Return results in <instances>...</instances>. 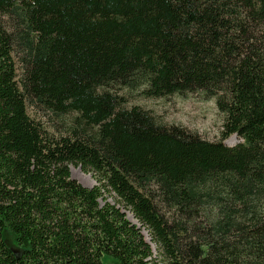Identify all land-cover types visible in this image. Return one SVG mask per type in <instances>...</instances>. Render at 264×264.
Listing matches in <instances>:
<instances>
[{
    "label": "trees",
    "instance_id": "16d2710c",
    "mask_svg": "<svg viewBox=\"0 0 264 264\" xmlns=\"http://www.w3.org/2000/svg\"><path fill=\"white\" fill-rule=\"evenodd\" d=\"M123 89L214 99L220 138ZM103 255L264 264V0H0V264Z\"/></svg>",
    "mask_w": 264,
    "mask_h": 264
},
{
    "label": "rangeland",
    "instance_id": "374dc122",
    "mask_svg": "<svg viewBox=\"0 0 264 264\" xmlns=\"http://www.w3.org/2000/svg\"><path fill=\"white\" fill-rule=\"evenodd\" d=\"M119 93L125 95L129 105H138L151 111L164 124L179 125L188 131L197 132L202 138L210 141L220 138L223 116L218 112L215 100L205 99L200 92L171 95L157 99L144 98L135 90L123 89ZM28 112L31 117L38 118L32 110ZM48 130L51 131L49 126ZM240 141L236 136H231L224 143L234 146ZM69 170L71 177L83 187L93 188L97 186L92 175L83 173L79 167L70 165ZM102 203L103 201H100V204ZM143 232L145 233L144 237L149 238L146 231ZM101 262L102 264H117L116 260L109 255H103Z\"/></svg>",
    "mask_w": 264,
    "mask_h": 264
},
{
    "label": "water",
    "instance_id": "95a60500",
    "mask_svg": "<svg viewBox=\"0 0 264 264\" xmlns=\"http://www.w3.org/2000/svg\"><path fill=\"white\" fill-rule=\"evenodd\" d=\"M129 219V221H131V222H133V224H135V222L134 221H132V219H130V218H128ZM148 241V240H147Z\"/></svg>",
    "mask_w": 264,
    "mask_h": 264
},
{
    "label": "bare ground",
    "instance_id": "6f19581e",
    "mask_svg": "<svg viewBox=\"0 0 264 264\" xmlns=\"http://www.w3.org/2000/svg\"><path fill=\"white\" fill-rule=\"evenodd\" d=\"M131 219V218H130Z\"/></svg>",
    "mask_w": 264,
    "mask_h": 264
}]
</instances>
